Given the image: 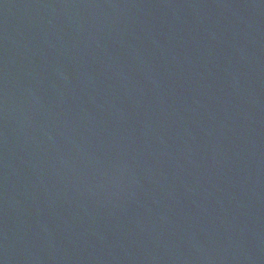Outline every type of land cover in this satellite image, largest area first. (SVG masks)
<instances>
[{
	"label": "water",
	"instance_id": "obj_1",
	"mask_svg": "<svg viewBox=\"0 0 264 264\" xmlns=\"http://www.w3.org/2000/svg\"><path fill=\"white\" fill-rule=\"evenodd\" d=\"M0 264H264V0H0Z\"/></svg>",
	"mask_w": 264,
	"mask_h": 264
}]
</instances>
